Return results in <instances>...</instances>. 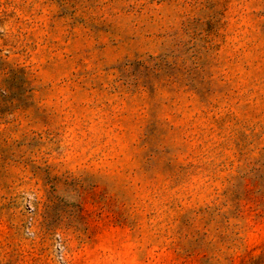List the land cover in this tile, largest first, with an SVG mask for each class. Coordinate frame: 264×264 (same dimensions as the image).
<instances>
[{
	"label": "rangeland",
	"instance_id": "1",
	"mask_svg": "<svg viewBox=\"0 0 264 264\" xmlns=\"http://www.w3.org/2000/svg\"><path fill=\"white\" fill-rule=\"evenodd\" d=\"M0 264H264V0H0Z\"/></svg>",
	"mask_w": 264,
	"mask_h": 264
}]
</instances>
